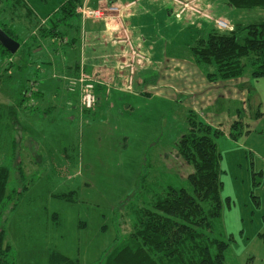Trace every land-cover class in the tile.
I'll list each match as a JSON object with an SVG mask.
<instances>
[{
    "label": "rangeland",
    "instance_id": "obj_1",
    "mask_svg": "<svg viewBox=\"0 0 264 264\" xmlns=\"http://www.w3.org/2000/svg\"><path fill=\"white\" fill-rule=\"evenodd\" d=\"M65 1L0 0V24L21 43L12 55L0 52V107L8 110L6 128L0 125V163L10 168L0 229L13 262L49 264L58 251L81 264H105V252L131 232L137 208L149 205L167 185L192 190L193 166L178 152L192 108L221 132L216 141L222 154V216L212 231L229 243L226 264H264V77L253 78L247 64L243 77L253 88L228 80L208 83L190 53L206 27L219 20L233 29L262 21L264 6L208 0L214 8L202 9L203 0H143L133 18L136 28L119 25L123 44L137 60L128 55L126 66L134 65L135 72L119 70L117 87H111L86 59L72 61L69 70L62 61L41 65L42 71L51 70L48 76L59 89L44 90L46 101H40L39 80L33 74L24 80L18 63L34 53L38 57L30 54L28 65L35 66L44 61L37 53L49 48L56 53L68 42L60 34L66 28L61 21L50 38L45 35ZM93 1L89 7L97 8ZM180 5L213 20L189 10L178 16ZM136 35L142 38L140 52L132 48ZM244 37L241 31L240 40ZM82 84L93 95L91 106L83 101ZM25 90L31 99L22 100ZM219 120L223 124H216ZM240 120L244 126L238 129Z\"/></svg>",
    "mask_w": 264,
    "mask_h": 264
},
{
    "label": "trees",
    "instance_id": "obj_2",
    "mask_svg": "<svg viewBox=\"0 0 264 264\" xmlns=\"http://www.w3.org/2000/svg\"><path fill=\"white\" fill-rule=\"evenodd\" d=\"M82 1L63 2L54 14L57 23L45 35L48 37L53 28L58 29L61 21L66 26L59 29L62 38L72 29L78 40L81 14L77 8ZM228 3L238 8L264 6V0H228ZM216 26L206 27V32L190 48L192 59L207 80L219 82L243 77L247 64L252 68L253 78L264 77V20L235 26L228 32ZM2 28L19 40L15 31L3 25ZM241 31H245L243 40L239 38ZM0 52L12 55L1 43ZM23 94L22 100L31 99V91L25 90ZM4 117H8V110L0 107V125L6 128ZM186 123L187 129L178 141V152L193 166L188 175L192 190L167 185L149 205L137 208L131 232L120 245L105 252V264H226L229 243L212 231L214 221L222 216V154L216 141L221 132L192 108L187 110ZM242 125L240 120L235 127L239 129ZM9 177L10 168L0 163V214L6 203ZM11 252L5 230L0 229V264H15ZM49 264L81 263L77 258L54 251Z\"/></svg>",
    "mask_w": 264,
    "mask_h": 264
},
{
    "label": "crops",
    "instance_id": "obj_3",
    "mask_svg": "<svg viewBox=\"0 0 264 264\" xmlns=\"http://www.w3.org/2000/svg\"><path fill=\"white\" fill-rule=\"evenodd\" d=\"M142 1L143 0H95L93 1V3L90 2L93 6H99V5L102 6V4H104L105 2L107 3L106 5H116L118 7L116 10L117 12L107 11L106 12L107 16L101 20L92 21L91 19H86L85 22H80L81 31H80L78 40L77 38H74L75 32H73L72 29H70L69 31L70 33H68L67 36L64 37V40L66 37L68 38L67 39L68 42L64 41V44H61L62 45L61 49H59L57 46L56 48L58 49V51L56 53H52L51 52L52 50H50V48L48 49V51L37 53V54L43 55L44 61H38L39 63L35 66L28 65V63L32 62L33 60L30 54L35 55V56L37 55L34 53H30V54L27 53L24 56L23 61L21 63H18L20 64L19 70L24 73V78H23L24 80L29 79V76H31V74H33L35 79L39 80L37 81L39 92H41V88H42L40 101H43V100L46 101L44 90H48L50 88H54L56 90L59 89V86L58 85L56 86V84L54 83L55 81L52 82V80L50 79V76H48L50 75L49 73L51 72V70H47L44 72L41 69H39L41 65L44 66V65L49 64L52 66H55V65L57 66L58 64V66H60L61 64L59 63V61H62L63 63L61 67L63 68L66 67L69 70V68L73 67L74 65L73 62L77 63L81 61L80 59H86L88 63V68L90 70H93V69L99 70V72H101L102 78H109L110 80L109 86L111 87H113L112 85L116 86V82H119L120 77L122 76L119 73V70H122V69L125 70L129 68L130 72H133V71L135 72L134 65L130 64V66H126L127 60L130 61V59H128V55L130 56L132 55V53L130 52L128 45L123 44L124 31H122V29L119 28L120 27L119 25L123 23L124 26H126L127 28L135 26L136 23L133 21V18L137 16L138 10L143 9L142 5H140V2ZM206 4L210 5L211 9L214 8V4L208 0H203L201 2L200 7L202 9H207L205 6ZM137 5H140V7L137 8L136 7ZM180 6L181 8L177 12L178 16L180 15L182 16L186 11L189 10V11H192L198 17L203 18L205 21L208 20L209 22H212V19H210L211 17L208 18L206 16H203L197 13L195 10H192L189 7H186L184 5H180ZM222 17L223 16H221L220 18ZM192 22L196 23L195 21H192ZM47 38H50V37H47ZM72 41L73 43H71ZM133 41L137 45H134L132 48L137 49L138 52H140V50L142 51L140 45H138L139 43L142 42V38L140 37V35H136V39H134ZM80 46L84 48V54L82 57H81L82 54H80ZM76 47H79L78 53L76 52ZM132 58H134L135 61L137 62L136 58L133 55H132ZM50 60H53V62H51ZM129 61L128 63H133L132 61L131 62ZM9 71L11 74H15L14 68L9 69ZM58 71H59L58 73H61V72H64L65 70L64 71L58 70ZM229 81H233L236 84V86L240 84L242 87H244L245 84H248V87L250 85L251 88H253V86L251 85V82L248 81V78L239 77L238 80L232 79V80H228V82ZM207 82L210 83V81L208 80ZM220 82L222 81H219L218 83ZM101 86L104 89V91H106V87H108V85L103 84ZM157 93H160V92H157ZM222 97L223 96H220V98ZM36 99L39 101L38 97ZM10 104L11 106H13L12 103ZM44 110H45V113H49L51 111L49 107L45 108ZM212 122L213 121H210V123ZM219 122L223 124L222 120L217 121L216 124Z\"/></svg>",
    "mask_w": 264,
    "mask_h": 264
},
{
    "label": "built area",
    "instance_id": "obj_4",
    "mask_svg": "<svg viewBox=\"0 0 264 264\" xmlns=\"http://www.w3.org/2000/svg\"><path fill=\"white\" fill-rule=\"evenodd\" d=\"M115 9H117V6L115 5H107L106 7H102L99 5L97 6V8H91L89 7L88 0H85L82 3V5L80 4L78 6L77 11L80 12V14L82 15L83 21H85L86 19H91V18H95L94 20L102 19L106 15L107 11H112ZM216 24H217V20H216ZM217 26L220 29H233L232 25H229L228 23L226 24L224 20H219ZM82 86H83V91H84L83 101L86 100L87 103L91 106V99L89 98L91 96L93 99V95L87 89V86L85 87L83 84Z\"/></svg>",
    "mask_w": 264,
    "mask_h": 264
},
{
    "label": "water",
    "instance_id": "obj_5",
    "mask_svg": "<svg viewBox=\"0 0 264 264\" xmlns=\"http://www.w3.org/2000/svg\"><path fill=\"white\" fill-rule=\"evenodd\" d=\"M0 43L7 48V50L14 54L19 49L21 43L10 36L3 28L0 26Z\"/></svg>",
    "mask_w": 264,
    "mask_h": 264
}]
</instances>
